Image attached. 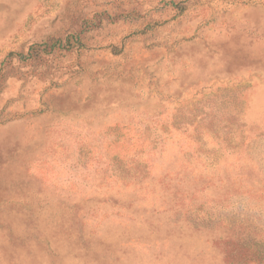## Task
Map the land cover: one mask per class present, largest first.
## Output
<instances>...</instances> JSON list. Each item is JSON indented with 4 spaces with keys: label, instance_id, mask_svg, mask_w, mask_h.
<instances>
[{
    "label": "rangeland",
    "instance_id": "374dc122",
    "mask_svg": "<svg viewBox=\"0 0 264 264\" xmlns=\"http://www.w3.org/2000/svg\"><path fill=\"white\" fill-rule=\"evenodd\" d=\"M0 264H264V0H0Z\"/></svg>",
    "mask_w": 264,
    "mask_h": 264
},
{
    "label": "trees",
    "instance_id": "16d2710c",
    "mask_svg": "<svg viewBox=\"0 0 264 264\" xmlns=\"http://www.w3.org/2000/svg\"><path fill=\"white\" fill-rule=\"evenodd\" d=\"M71 38H72L71 36L67 38L66 44H71ZM52 40H54L53 45L50 44V42ZM61 42H62V40H60V39H50L49 41H47V43H45L46 44V48H48V50H45L46 53H48V54L51 53L54 50V48L57 47V45H61L62 44ZM18 56L21 59H27V58H29L31 56V54H28L27 56L26 55L23 56L22 54H18Z\"/></svg>",
    "mask_w": 264,
    "mask_h": 264
}]
</instances>
